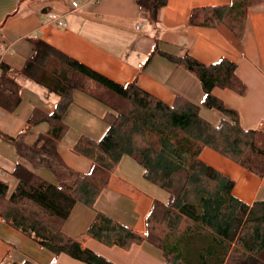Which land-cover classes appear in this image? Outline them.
<instances>
[{
	"label": "trees",
	"instance_id": "1",
	"mask_svg": "<svg viewBox=\"0 0 264 264\" xmlns=\"http://www.w3.org/2000/svg\"><path fill=\"white\" fill-rule=\"evenodd\" d=\"M135 2L151 25L160 24L168 0ZM262 2L230 0L227 5L199 7L192 10L189 24L223 25L242 39L247 11ZM160 54L196 74L204 108L233 119L212 124L202 118L199 105L183 96L166 103L142 89L136 79L115 82L41 39L34 42L21 70L0 64L2 109L14 113L23 101L20 76L60 99L51 111L35 107L16 136L0 132L20 157L12 170L17 182L13 190L0 180V219L52 253V264L60 255L83 264H115L84 249L64 226L77 204L94 209L124 159L134 161L144 179L168 194L166 202L155 200L146 216L159 228L165 264H264V200L252 205L239 200L233 194L234 180L202 160L203 151L210 148L242 169L264 176V130L245 128L238 111L214 95L216 88L246 93L237 75L238 64L225 57L205 64L189 51ZM76 91L107 109L103 120L108 129L103 137L82 136L73 148L90 160L87 173L68 166L58 151L68 132L64 117ZM42 125L46 130L32 143L33 129ZM40 169L50 171L56 183L41 178ZM87 235L123 249L143 242L131 228L100 211H95Z\"/></svg>",
	"mask_w": 264,
	"mask_h": 264
},
{
	"label": "crops",
	"instance_id": "2",
	"mask_svg": "<svg viewBox=\"0 0 264 264\" xmlns=\"http://www.w3.org/2000/svg\"><path fill=\"white\" fill-rule=\"evenodd\" d=\"M73 2L79 4L74 9ZM230 0H168L162 10L159 39L152 33L148 15L135 0H24L15 15L0 27L5 45L0 51V64L7 63L21 70L34 51V42L44 40L58 50L98 71L109 79L125 84L137 80L139 86L160 100L171 104L177 95L200 106L202 118L212 124L233 116L204 108L203 91L196 74L179 66L160 52L180 54L189 51L198 61L210 64L228 58L238 64L237 75L247 91L238 95L228 89L216 88L214 95L238 111L245 128L264 130V2L249 8L245 18L243 38L238 39L227 27L190 26L192 10L205 6L227 5ZM62 16L65 27L51 23L48 14ZM148 25L146 26V23ZM23 101L14 113L0 107V132L16 136L26 125L35 107L51 111L60 101L55 94L32 81L19 77ZM106 107L83 92L73 94L64 121L68 132L59 142L58 151L65 163L80 173L90 170L91 162L78 155L73 148L77 140L87 136L94 140L103 137L108 125L103 120ZM46 130L42 125L33 129L32 143ZM20 157L13 146L0 137V180L10 191L16 185L12 170ZM202 160L234 180L233 194L248 205L264 200V176H256L242 169L228 158L210 148L202 153ZM37 174L56 183L55 176L46 169ZM168 194L143 177V171L131 159H124L110 177L91 209L81 203L64 226L72 238L115 264H165L160 244L159 228L148 223L146 216L155 200L166 202ZM100 211L131 228L143 238L141 244L129 249L108 246L87 235V229ZM54 256L33 239L0 219V264H52ZM56 264H83L60 255ZM262 264V263H257Z\"/></svg>",
	"mask_w": 264,
	"mask_h": 264
},
{
	"label": "water",
	"instance_id": "3",
	"mask_svg": "<svg viewBox=\"0 0 264 264\" xmlns=\"http://www.w3.org/2000/svg\"><path fill=\"white\" fill-rule=\"evenodd\" d=\"M24 0H0V27L6 20L17 13Z\"/></svg>",
	"mask_w": 264,
	"mask_h": 264
},
{
	"label": "built area",
	"instance_id": "4",
	"mask_svg": "<svg viewBox=\"0 0 264 264\" xmlns=\"http://www.w3.org/2000/svg\"><path fill=\"white\" fill-rule=\"evenodd\" d=\"M72 6L74 9H76V8H78L79 4L77 2H73ZM47 16H48V20L51 23H54V24L58 25L59 27H65L66 26V22L62 16H59L55 13H49ZM0 76H1V69H0Z\"/></svg>",
	"mask_w": 264,
	"mask_h": 264
},
{
	"label": "rangeland",
	"instance_id": "5",
	"mask_svg": "<svg viewBox=\"0 0 264 264\" xmlns=\"http://www.w3.org/2000/svg\"><path fill=\"white\" fill-rule=\"evenodd\" d=\"M147 15V14H146ZM146 23V26L148 25V22H145ZM153 27V25L151 26ZM162 32V26L158 25V26H154V28H152V33L150 35V38L152 40V35H156V39H159L160 37V34ZM1 34H2V31L0 30V51L2 50V47L5 45V40H3L1 38ZM24 79H26L27 81H30L29 79H27L26 77L22 76Z\"/></svg>",
	"mask_w": 264,
	"mask_h": 264
}]
</instances>
